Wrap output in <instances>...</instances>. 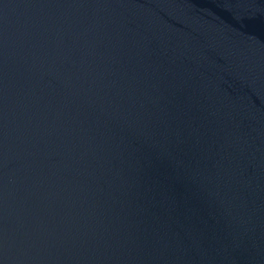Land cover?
<instances>
[{
	"label": "water",
	"instance_id": "water-1",
	"mask_svg": "<svg viewBox=\"0 0 264 264\" xmlns=\"http://www.w3.org/2000/svg\"><path fill=\"white\" fill-rule=\"evenodd\" d=\"M0 264H264V0H0Z\"/></svg>",
	"mask_w": 264,
	"mask_h": 264
}]
</instances>
